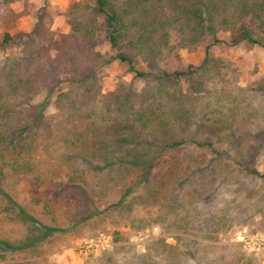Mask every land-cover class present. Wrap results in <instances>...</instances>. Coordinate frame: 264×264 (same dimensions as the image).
Masks as SVG:
<instances>
[{"label":"rangeland","instance_id":"rangeland-1","mask_svg":"<svg viewBox=\"0 0 264 264\" xmlns=\"http://www.w3.org/2000/svg\"><path fill=\"white\" fill-rule=\"evenodd\" d=\"M77 1L29 0L25 6L23 0H0L2 83H8L10 62L24 55L23 42L35 23L46 24L57 36L69 31L68 6ZM99 21L95 47L115 54L104 14ZM249 26L264 37L250 21ZM235 35L219 27L216 34L183 45L173 28L159 57L139 54L135 71L119 59L100 66L96 89L83 97L81 92L73 103L60 96L71 86L63 72H46L28 96L12 97L20 110L16 128L37 132L38 141L26 155L32 170L8 168L0 180V264H145L143 258L155 264H264V246L244 241L264 236V177L252 173L264 174V47L234 42ZM207 51L215 62L205 74L199 66ZM174 71L183 74L165 76ZM121 89L153 90L166 110L185 102L190 116L174 124L167 137L183 143L158 149L144 164L122 163L125 149L156 145L158 139L153 132L124 127L114 132L119 112L113 108L108 116L103 102L106 94ZM69 113L76 132L88 134L78 145L51 143L57 119ZM215 167L223 169L217 173ZM174 169L187 177L173 179L178 186L173 195L161 185ZM82 188L96 208L87 219L78 212L85 202ZM9 198L38 220L33 245H25L31 224L8 218L1 209ZM215 219L223 220V227L206 237L204 227ZM187 220L188 227L180 225ZM50 226L59 229L49 232ZM101 234L108 244L89 245ZM175 244L180 261L171 254L169 246Z\"/></svg>","mask_w":264,"mask_h":264},{"label":"trees","instance_id":"trees-1","mask_svg":"<svg viewBox=\"0 0 264 264\" xmlns=\"http://www.w3.org/2000/svg\"><path fill=\"white\" fill-rule=\"evenodd\" d=\"M23 3L28 6L29 0H23ZM67 12L71 18L69 31L57 36L54 30L37 21L23 42L24 55L10 62L8 83H2L0 76V180L8 168L23 172L33 168L26 155L31 146L38 141V134L27 133L24 126L16 128L21 123L20 110L12 105L10 99L16 95L28 96L37 88L40 75L46 72L66 73L71 86L61 92L60 96L65 101L73 103L81 92L83 97L84 94L96 89V71L100 66L119 59L126 62L130 70L135 71L134 61L139 54H144L149 59L159 57L163 48L170 43L173 28L178 30L183 45L196 44L205 35H214L218 28L222 27L235 32L234 42L246 40L264 47V37L255 35L249 26L250 21L258 30L264 32V0H80L71 3ZM99 14L105 16L108 41L117 50L115 54L102 52L95 47L98 31L102 28ZM9 38L7 34L5 39ZM53 48L54 55L51 53ZM214 62L207 51L199 67L206 74L210 70V64ZM181 74H183L181 71L165 72L166 77L172 75L179 77ZM149 91H152L151 96ZM105 96L103 102L105 113L109 116L108 113L113 108L119 112L113 117L115 133H118V127H124L132 132H153L158 139L156 145H144L141 148L131 146L125 149L120 156L122 163L144 164L159 150L183 143L182 139L170 142V138L167 137H170L174 124H182L190 116L191 110L185 102L166 110L162 101L158 99L157 92L148 89L139 92L121 89ZM134 104L136 108L132 107ZM72 117L73 114L69 113L57 119V131L53 134L51 143L78 145L80 137L88 134V130L85 133L82 130L81 134L76 132L78 125L73 124ZM45 136L48 137L47 134ZM217 164L220 165L219 161ZM222 169L215 167L213 171L219 173ZM252 173L264 177L257 169ZM183 177L187 176L179 175L175 169L169 171V176L161 186L174 195L178 186L173 179ZM36 179L41 181L38 175ZM81 191L85 207L78 212L82 214L81 219H87L96 213V208L88 203L90 196L86 189L82 188ZM1 209L6 211L8 218L18 217L31 224L32 236L25 245H33L39 238L34 225L38 220L11 198ZM214 223L212 226L207 224L204 227L206 237L216 236L223 227L221 219L218 222L215 219ZM180 225L188 227L189 220ZM55 229L59 228L50 226L47 231ZM177 238L181 237L178 235ZM4 244L11 246L5 242ZM169 247L172 248L171 254L176 255L177 245ZM181 256L177 253L175 260L180 261ZM142 261L145 264L156 263L153 259L143 258Z\"/></svg>","mask_w":264,"mask_h":264},{"label":"built area","instance_id":"built-area-1","mask_svg":"<svg viewBox=\"0 0 264 264\" xmlns=\"http://www.w3.org/2000/svg\"><path fill=\"white\" fill-rule=\"evenodd\" d=\"M245 243L252 247L264 246V236H250L244 239ZM109 243V238H107L104 234H101L95 240H91L89 245H93L95 247H100Z\"/></svg>","mask_w":264,"mask_h":264}]
</instances>
